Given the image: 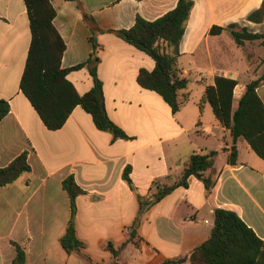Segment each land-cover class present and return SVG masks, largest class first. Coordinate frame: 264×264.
<instances>
[{
    "label": "crops",
    "instance_id": "0c3cea01",
    "mask_svg": "<svg viewBox=\"0 0 264 264\" xmlns=\"http://www.w3.org/2000/svg\"><path fill=\"white\" fill-rule=\"evenodd\" d=\"M192 1L177 58L189 100L173 114L160 95L137 82L141 70H154V60L116 32L133 27L137 17L160 18L178 0H50L53 25L65 43L61 66L80 96L91 90L93 78L87 67L75 68L93 54L99 60L107 116L130 138L113 140L80 106L61 129L45 127L20 90L31 43L24 0H0V100L10 106L0 122V167L22 153L30 166L0 188V264L15 259V244L24 251V264H85L60 243L71 217L63 181L71 176L83 190L76 199V235L98 263L113 261L109 243H125L121 264H171L208 240L217 209L235 212L264 240V161L246 141L232 140L209 104L199 108L217 76L237 81L236 108L246 85L263 74L260 41L238 46L228 32L210 31L237 24L264 34V21L247 20L264 0ZM257 92L264 104V80ZM195 153H215L204 173L212 187L191 177L187 187H176L140 213V199L151 201L157 192L154 183L173 186ZM127 169L133 188L123 178Z\"/></svg>",
    "mask_w": 264,
    "mask_h": 264
},
{
    "label": "trees",
    "instance_id": "16d2710c",
    "mask_svg": "<svg viewBox=\"0 0 264 264\" xmlns=\"http://www.w3.org/2000/svg\"><path fill=\"white\" fill-rule=\"evenodd\" d=\"M31 31V43L20 80V90L39 115L48 130L56 131L63 127L73 109L80 106L91 115L95 127L113 136V140L130 139L107 116L102 82L97 75L98 58L95 54L83 65L75 69L87 67L93 78V87L80 96L74 86L67 80L69 70L63 69L61 61L65 51V43L53 25L55 10L50 0H24ZM192 0H178L177 6L154 21H146L137 17L135 24L128 30L116 32L123 41L150 56L155 62L152 72L141 70L137 77L138 84L147 90L156 92L176 114L189 100L185 92L188 80L177 69L179 45L185 33L189 15L193 8ZM248 21L261 23L264 21V1L262 6L251 13ZM228 32L238 46L246 42L260 41L264 48V34L250 33L247 28L231 24L225 28L213 27L211 35ZM264 80V72L257 79L246 85L245 91L234 108L233 93L237 81L217 76L214 84L205 88L200 99V112L209 104L215 118L230 131L234 142L244 140L253 152L264 161V104L257 89ZM10 106L7 101L0 100V122L8 115ZM215 153L208 155L193 154L183 172L181 180L173 186H162L154 183L157 192L153 200L140 199V213L147 211L176 187L188 186L190 177L202 181L209 190L213 183L204 176L212 166ZM236 152H232L230 161L234 163ZM30 171L27 153H22L8 166L0 167V188L13 184L23 174ZM125 181L133 188L127 169L123 175ZM63 189L70 200L71 217L66 232L60 243L67 253H77L85 264H121L120 253L126 244L116 248L112 243L106 247L111 252V263H98L83 252L84 244L76 235L75 216L76 199L83 190L71 176L63 181ZM137 223H135L136 226ZM16 257L10 264H24L25 254L15 244ZM264 264V240L235 213L229 210L215 211L214 227L210 237L202 245L189 254L170 261L171 264Z\"/></svg>",
    "mask_w": 264,
    "mask_h": 264
},
{
    "label": "built area",
    "instance_id": "2783aa9c",
    "mask_svg": "<svg viewBox=\"0 0 264 264\" xmlns=\"http://www.w3.org/2000/svg\"><path fill=\"white\" fill-rule=\"evenodd\" d=\"M234 97H235V91H234V93H233V98H234ZM190 179H191V177L189 178L188 183H189Z\"/></svg>",
    "mask_w": 264,
    "mask_h": 264
},
{
    "label": "rangeland",
    "instance_id": "374dc122",
    "mask_svg": "<svg viewBox=\"0 0 264 264\" xmlns=\"http://www.w3.org/2000/svg\"><path fill=\"white\" fill-rule=\"evenodd\" d=\"M261 46V45H260ZM255 48V47H254ZM84 263V262H83Z\"/></svg>",
    "mask_w": 264,
    "mask_h": 264
}]
</instances>
